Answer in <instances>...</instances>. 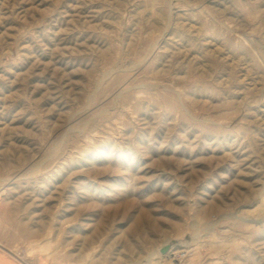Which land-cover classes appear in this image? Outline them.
<instances>
[{"label": "rangeland", "instance_id": "374dc122", "mask_svg": "<svg viewBox=\"0 0 264 264\" xmlns=\"http://www.w3.org/2000/svg\"><path fill=\"white\" fill-rule=\"evenodd\" d=\"M262 215L264 0H0L1 250L264 264Z\"/></svg>", "mask_w": 264, "mask_h": 264}, {"label": "crops", "instance_id": "0c3cea01", "mask_svg": "<svg viewBox=\"0 0 264 264\" xmlns=\"http://www.w3.org/2000/svg\"><path fill=\"white\" fill-rule=\"evenodd\" d=\"M0 264H29V263L22 262L16 257L0 249ZM33 264H46V262H44V260L42 259H36L34 260Z\"/></svg>", "mask_w": 264, "mask_h": 264}, {"label": "bare ground", "instance_id": "6f19581e", "mask_svg": "<svg viewBox=\"0 0 264 264\" xmlns=\"http://www.w3.org/2000/svg\"><path fill=\"white\" fill-rule=\"evenodd\" d=\"M261 200V199H260ZM262 205V204H261ZM254 207V206H253ZM260 208V207H259ZM255 209H258V208H255ZM251 211V210H250ZM253 212H255V211H253ZM254 215V214H253ZM258 216V215H257ZM262 216H264V215H262ZM257 219L255 220L256 222H258V223H263L264 222V218L262 217V219L261 218H259V217H256ZM252 220H253V218H252ZM251 220V221H252ZM254 221V220H253ZM254 221V222H255ZM166 245H169V246H164V247H168V251H167V253L165 254V255H168V256H173L174 257V260L173 261H177V260H179L181 257H180V253H178L177 255H176V253L174 254V253H172V251H173V247L174 246H171V244H166ZM163 247V248H164ZM185 247V246H184ZM162 248V249H163ZM162 249H161V253H162ZM175 250V249H174ZM154 255V254H153ZM150 256V255H149ZM151 258V257H150ZM178 258V259H177ZM152 259V258H151ZM148 261H147V264H150L151 263V261H150V259H147ZM155 261V260H154ZM157 263V262H156ZM159 263V262H158Z\"/></svg>", "mask_w": 264, "mask_h": 264}, {"label": "water", "instance_id": "95a60500", "mask_svg": "<svg viewBox=\"0 0 264 264\" xmlns=\"http://www.w3.org/2000/svg\"><path fill=\"white\" fill-rule=\"evenodd\" d=\"M167 251H168V247H164V248L162 249V254H166Z\"/></svg>", "mask_w": 264, "mask_h": 264}]
</instances>
